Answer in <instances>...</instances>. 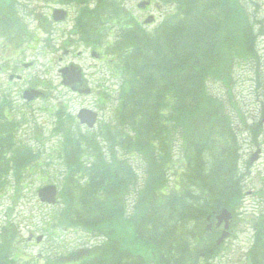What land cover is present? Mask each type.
Listing matches in <instances>:
<instances>
[{
	"label": "trees",
	"instance_id": "16d2710c",
	"mask_svg": "<svg viewBox=\"0 0 264 264\" xmlns=\"http://www.w3.org/2000/svg\"><path fill=\"white\" fill-rule=\"evenodd\" d=\"M58 1L77 6L85 40L104 44L115 26L120 33L108 42L120 81L110 119L83 133L59 108L54 130L62 136L57 151L67 169L61 208L48 219L55 231L46 232L60 240L67 230L83 231L103 242L67 255L23 257L24 239L8 214L0 222V264L214 262L224 247L216 245V230H206L208 218L224 209L237 217L246 195L232 115L244 124V114L233 88L238 68L261 63L254 13L244 0H158L173 7L149 31L121 0ZM19 6V0H0V43L19 45L29 35ZM212 83L225 86L229 100L213 93ZM111 94L99 98L102 110ZM19 125L10 97L0 91V200L12 184L20 192L42 165L34 147L18 140ZM254 227L249 264H264V213Z\"/></svg>",
	"mask_w": 264,
	"mask_h": 264
},
{
	"label": "rangeland",
	"instance_id": "374dc122",
	"mask_svg": "<svg viewBox=\"0 0 264 264\" xmlns=\"http://www.w3.org/2000/svg\"><path fill=\"white\" fill-rule=\"evenodd\" d=\"M121 1L127 11L131 12V16L136 18L137 23L143 22L144 24V21L150 15L159 19L157 24L145 27L149 31L156 28L173 7L164 5L165 7L162 6L159 11L152 9L144 14L137 9L138 2L134 0ZM244 1L250 12L254 13V17L257 19V29L259 32L261 31L258 41L261 58L260 66L256 67L255 64L251 63L238 68L235 75L236 83L233 88L234 101L239 104L244 114V124L241 123L238 114L232 115L236 122L241 124L238 130L242 143V165L248 167L246 171L250 173V176L244 184L246 196L239 220H235L234 232L226 244V249H223L220 258L214 264H249L248 252L254 241V225L259 216L264 213V195H261L260 192L264 190V89H260L256 81L257 73L264 78V0ZM19 2H21L19 7L23 16H32L33 13V16L26 20L30 30L36 31L35 28L38 26L36 17L41 15L43 16V23L47 24V28L49 26V33L47 30L34 33L39 41L27 43L21 48L19 56L9 62L13 67L16 66V61L34 64L30 69H25L20 64L19 75L23 77V80L8 85L10 72H3L0 75V89L8 91L13 102L12 113L15 117L25 121L23 126L20 127L18 139L34 147L42 165L37 167L34 175H27L24 187L23 184L19 187L20 192L17 190V185L12 184L3 193L0 200V222H4L6 216L10 214L12 220L19 225H17L18 230H20L21 238L24 239L22 244L23 257H25V254L48 256L61 253V251H64V254L67 255L86 247L101 244L103 239L95 238L83 231L67 230L61 234L59 240L53 236L50 237L46 232L48 228L55 231L52 220L48 221V219L53 216L55 210L61 208L62 199L60 194L65 184L63 174L67 169L64 160L61 158V152L57 151L62 138L53 132L58 122L57 111L58 108L62 109L65 118L69 120L72 117L70 122L78 125L76 119L82 108L98 109L102 113L100 121L102 123L104 120L110 119L112 109L116 106V92L120 81L113 75V68L108 65L110 61L108 63L97 62L96 66H101L102 72L101 74L96 73V78H90L89 85L91 84L95 88V93L92 96L74 95L65 89L62 86L59 73V70L64 66L75 63L86 70L88 76L93 75L95 71L91 69L94 62L89 58V52L80 57H75L74 54L69 56L65 54L66 50L74 51V53H77L78 50L84 52V47L77 46L78 39L76 35L72 36L75 13H72V19L70 18L69 21L61 25H51L49 22L51 11L45 8V4L32 0H19ZM41 5L45 9L40 8ZM108 28L110 30L112 27L108 26ZM115 31L116 29H113V32ZM8 56L11 55H6V58ZM109 58V56L106 57V59ZM102 60H104V57H102ZM103 87L109 88L113 97H107V105L101 110L97 106V95ZM26 89L40 90L45 93L46 97L35 101L33 104H27L22 94ZM210 89L213 93L222 95L226 100H229L227 89L222 84L212 83ZM100 123L95 128L96 130L99 129ZM258 126H261L263 131L259 130ZM86 130V128H82L83 133ZM260 131L262 132L256 137L255 135ZM258 151L261 152L260 161L250 165L251 158ZM132 162H134L137 169L143 168L139 158H132ZM44 174H48L50 177L47 180L43 179L42 175ZM47 185H55L58 189L59 201L54 206L42 204L38 197L39 188ZM32 236H44V240L41 244H37L36 241L30 242L29 239Z\"/></svg>",
	"mask_w": 264,
	"mask_h": 264
},
{
	"label": "flooded vegetation",
	"instance_id": "af4514ba",
	"mask_svg": "<svg viewBox=\"0 0 264 264\" xmlns=\"http://www.w3.org/2000/svg\"><path fill=\"white\" fill-rule=\"evenodd\" d=\"M50 1V0H49ZM55 0H53L54 2ZM139 1H143V0H139ZM83 5H86L87 7H91V4H83ZM82 5V6H83ZM94 5V4H93ZM58 7H55L54 5H51V4H47L45 8H47L48 10L51 11V16H50V24L51 25H61L67 21L70 20L71 16H72V13L74 12L72 7L71 6H62V5H57ZM153 7V5H150L149 7H147L145 10H141L140 12L141 13H148L150 12L151 8ZM40 8L42 9H45L43 5L40 6ZM56 9H65L68 13L67 17L64 19V21L62 22H56L55 21V10ZM37 20H38V26L36 29V32L40 31V32H44L47 30V32L49 33V26L47 28V24L45 25L43 22V16L41 15H38L37 17ZM72 19V18H71ZM40 22V24H39ZM73 34L72 36L75 34L77 35V39H78V42H77V46H81V47H84V52L83 51H80L78 50L77 53H74V51H71V50H66L65 51V54L67 56L71 55V54H74L75 57H80L86 53L89 52V58L94 62L91 66V69H94V74L91 75V76H88L87 74V71L82 69L79 65L75 64V63H71V64H68L66 66H64V68H67V67H75L77 68L82 74L78 77H75L74 76V73L71 72V71H68L66 74H65V77H63L61 75V80H62V85H64L65 89L69 90L72 94L74 95H81V96H92L94 93H95V88H93L91 86V84L89 85V82H91V79L90 78H96L97 77V74L96 73H99L101 74L102 72V68L101 66L97 67L96 66V63L97 62H105L104 60H102V57H103V54H102V47L98 44H93L92 42H85L83 39H81V36L78 32V24H77V21L74 20L73 18ZM99 25V23H98ZM35 42H38L39 41V38L38 37H35ZM12 59L14 58H10L9 60L11 61ZM16 70L15 71H12V75H15V76H18L19 72H20V68H18L16 66ZM1 71H3V68H1ZM11 76H10V79H11ZM22 80V79H21ZM94 80V79H93ZM11 81V80H10ZM13 82V81H12ZM103 91H105V87H103ZM99 94V98L101 97V94ZM98 104V103H97ZM83 128H86L83 126ZM87 129V128H86Z\"/></svg>",
	"mask_w": 264,
	"mask_h": 264
},
{
	"label": "water",
	"instance_id": "95a60500",
	"mask_svg": "<svg viewBox=\"0 0 264 264\" xmlns=\"http://www.w3.org/2000/svg\"><path fill=\"white\" fill-rule=\"evenodd\" d=\"M149 3L146 4H140L139 8H145L146 5H148ZM55 16H56V20H63L66 16V13L61 11V10H56L55 12ZM154 21V17H150L148 18V20L146 21V23H152ZM29 66V65H27ZM70 69L72 70L71 72L74 73L75 77L80 76L79 72H76L75 69L72 68H66L63 69L61 72L62 74H66L68 71H70ZM42 93L36 90H31V91H26L24 97L28 100V101H32L35 98L39 97ZM79 120L81 121L82 124L87 125L89 128H93L96 123H97V117L98 114L95 113L92 110L89 109H83L80 111L79 113ZM259 152L256 153L253 158H252V163H254L255 161L258 160L259 158ZM39 197L41 199V201L43 203L46 204H56L57 203V195H58V189L56 186L54 185H50V186H46L42 189L39 190ZM232 219V214L230 212H228L227 210H224L220 215L217 216V220H218V226H221L222 223L225 221L226 222V229L229 230V220ZM211 229V226L208 227V230ZM229 237V233L227 231H225L223 233V235L221 236V238L218 240V245H220L221 243H223L225 241L226 238ZM43 239V237H39L38 238V242H41Z\"/></svg>",
	"mask_w": 264,
	"mask_h": 264
}]
</instances>
